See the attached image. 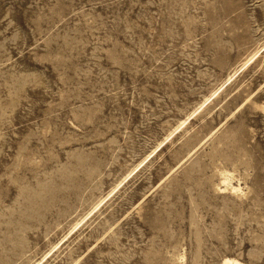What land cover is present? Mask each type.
I'll return each instance as SVG.
<instances>
[{"label": "rangeland", "instance_id": "obj_1", "mask_svg": "<svg viewBox=\"0 0 264 264\" xmlns=\"http://www.w3.org/2000/svg\"><path fill=\"white\" fill-rule=\"evenodd\" d=\"M226 259L264 264V0H0V264Z\"/></svg>", "mask_w": 264, "mask_h": 264}, {"label": "bare ground", "instance_id": "obj_2", "mask_svg": "<svg viewBox=\"0 0 264 264\" xmlns=\"http://www.w3.org/2000/svg\"><path fill=\"white\" fill-rule=\"evenodd\" d=\"M224 184H226V189L231 188L234 192H238L241 190L239 186H234L231 182V177L225 176L224 177ZM223 264H240L235 260L232 259H226Z\"/></svg>", "mask_w": 264, "mask_h": 264}]
</instances>
